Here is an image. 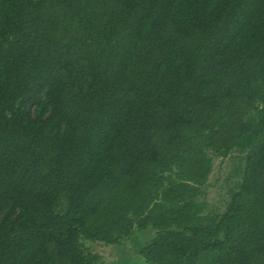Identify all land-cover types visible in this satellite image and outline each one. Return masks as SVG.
<instances>
[{
	"label": "trees",
	"instance_id": "1",
	"mask_svg": "<svg viewBox=\"0 0 264 264\" xmlns=\"http://www.w3.org/2000/svg\"><path fill=\"white\" fill-rule=\"evenodd\" d=\"M150 227L145 264H264V0H0V264Z\"/></svg>",
	"mask_w": 264,
	"mask_h": 264
},
{
	"label": "rangeland",
	"instance_id": "2",
	"mask_svg": "<svg viewBox=\"0 0 264 264\" xmlns=\"http://www.w3.org/2000/svg\"><path fill=\"white\" fill-rule=\"evenodd\" d=\"M237 161L236 155L224 159L216 157L213 160V170L209 177L206 197L210 210L218 212L224 210L228 200L227 178ZM155 235V230L150 227L144 232L137 233L123 246L115 247L91 240H82V244L87 251L100 255L101 259L97 264H145L140 250ZM200 264H212V254L203 255Z\"/></svg>",
	"mask_w": 264,
	"mask_h": 264
}]
</instances>
